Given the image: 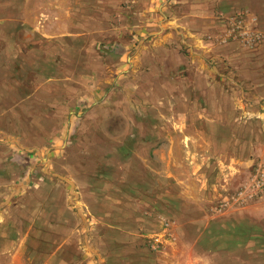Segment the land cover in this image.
Returning a JSON list of instances; mask_svg holds the SVG:
<instances>
[{"label": "rangeland", "instance_id": "rangeland-1", "mask_svg": "<svg viewBox=\"0 0 264 264\" xmlns=\"http://www.w3.org/2000/svg\"><path fill=\"white\" fill-rule=\"evenodd\" d=\"M168 3L0 0V264H264V0Z\"/></svg>", "mask_w": 264, "mask_h": 264}, {"label": "crops", "instance_id": "crops-1", "mask_svg": "<svg viewBox=\"0 0 264 264\" xmlns=\"http://www.w3.org/2000/svg\"><path fill=\"white\" fill-rule=\"evenodd\" d=\"M169 0H154V7L152 8V11L149 15V24H151V29H162V28H166L168 26V18L167 15L171 14V7L168 3ZM25 5L27 6V3H25ZM23 5H20L19 8ZM64 10V9H63ZM25 11L28 12V9L25 7ZM165 18H167L166 20H164ZM72 21V20H71ZM171 22H174V24H177V21L174 20ZM8 23V25H19V26H26V24H28L27 20L24 19H20L19 15H15V16H8V17H1L0 16V27L1 26H5V24ZM75 26V25H74ZM73 27V26H72ZM69 35H67L66 37L60 38V42L63 40H68L69 39ZM0 38H2L1 40L3 41H8V43H13L10 40H8V38H10V36L6 35V32H1L0 31ZM67 38V39H66ZM62 39V40H61ZM168 39V38H165ZM164 40V39H163ZM69 41V40H68ZM164 42V41H163ZM139 43V42H138ZM14 44V43H13ZM116 45V44H115ZM131 45L130 44H122L118 47H115L117 51L118 49H122L123 52H115V53H107L106 55L108 56L107 58H111L110 64L108 65H104V69H106V71L108 70V72L106 73L105 77H103L102 79V83H104V85L100 88H98L97 92L99 91H103L106 92L108 89H115V91H118L119 89H121L122 91H131L134 92L133 90H131L130 86L127 85V88L125 87V84L123 85V83H121L120 78H126L129 74L130 71H134L137 70L138 65L141 64L144 61V54H140L138 52L139 46L138 48L133 52L129 51V49H131ZM165 46V45H164ZM164 46H162L161 48H164ZM108 49L105 48V50ZM112 49V47H111ZM108 50H106L105 52H107ZM115 58V63L112 64V59ZM184 58V57H183ZM184 62L187 63V58L185 57ZM106 66H109L108 68H106ZM130 66V69L128 68ZM142 66V64H141ZM119 76L115 77L116 73H119ZM121 75V77H120ZM118 80H120V83L118 82ZM119 85V86H118ZM129 87V88H128ZM92 95L94 96L95 93H92ZM92 95H88V96H84L80 99L79 103L77 104L78 106V110L80 109H85L86 106L88 105V103L91 102V96ZM69 122V125H67V122L64 125V128L62 129L61 133H59L58 137L55 138V143H54V147L52 148V153L55 155H59L60 153H62L64 151V149L67 146V141L68 139H70L71 137H73L74 132H75V128H76V124L77 122H79L76 118L72 117ZM155 154H158L160 157V151H155ZM171 156V154L169 155ZM174 161V160H172Z\"/></svg>", "mask_w": 264, "mask_h": 264}, {"label": "bare ground", "instance_id": "bare-ground-1", "mask_svg": "<svg viewBox=\"0 0 264 264\" xmlns=\"http://www.w3.org/2000/svg\"><path fill=\"white\" fill-rule=\"evenodd\" d=\"M2 187V186H1Z\"/></svg>", "mask_w": 264, "mask_h": 264}]
</instances>
